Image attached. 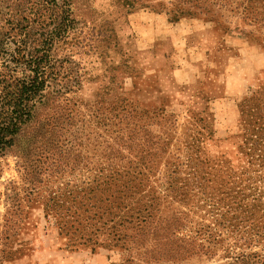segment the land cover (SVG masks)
Returning <instances> with one entry per match:
<instances>
[{"label":"rangeland","instance_id":"1","mask_svg":"<svg viewBox=\"0 0 264 264\" xmlns=\"http://www.w3.org/2000/svg\"><path fill=\"white\" fill-rule=\"evenodd\" d=\"M70 14L0 154V264H264V0Z\"/></svg>","mask_w":264,"mask_h":264},{"label":"trees","instance_id":"2","mask_svg":"<svg viewBox=\"0 0 264 264\" xmlns=\"http://www.w3.org/2000/svg\"><path fill=\"white\" fill-rule=\"evenodd\" d=\"M9 12L0 35L8 56L0 72V154L32 118L54 66L51 51L74 30L70 0H15Z\"/></svg>","mask_w":264,"mask_h":264}]
</instances>
